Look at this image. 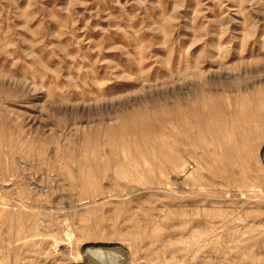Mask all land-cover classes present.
Returning <instances> with one entry per match:
<instances>
[{"label": "rangeland", "instance_id": "1", "mask_svg": "<svg viewBox=\"0 0 264 264\" xmlns=\"http://www.w3.org/2000/svg\"><path fill=\"white\" fill-rule=\"evenodd\" d=\"M250 244L243 264L264 259V0H0V264Z\"/></svg>", "mask_w": 264, "mask_h": 264}, {"label": "bare ground", "instance_id": "2", "mask_svg": "<svg viewBox=\"0 0 264 264\" xmlns=\"http://www.w3.org/2000/svg\"><path fill=\"white\" fill-rule=\"evenodd\" d=\"M234 229V228H233ZM231 230V229H230ZM237 232V237H241V236H243L244 234H248L250 231H245L244 233H240L239 234V232H241V231H236ZM250 234V233H249ZM194 236H196V234L195 235H193V237ZM253 246L250 244V245H248V246H246V247H244V248H239V247H236V249L235 250H237L236 252L238 253V254H240L237 258H236V260L234 261H232V263L231 264H243V261H245L246 259H250V258H252L253 256L251 255V254H248V250L249 249H251ZM254 260V262H255V264H264V259L263 258H261L260 256H258V255H256L255 256V259H253ZM235 262V263H234Z\"/></svg>", "mask_w": 264, "mask_h": 264}]
</instances>
